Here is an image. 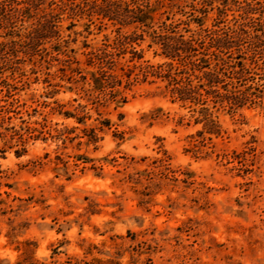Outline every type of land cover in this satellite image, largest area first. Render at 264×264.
Returning a JSON list of instances; mask_svg holds the SVG:
<instances>
[{
    "label": "rangeland",
    "instance_id": "rangeland-1",
    "mask_svg": "<svg viewBox=\"0 0 264 264\" xmlns=\"http://www.w3.org/2000/svg\"><path fill=\"white\" fill-rule=\"evenodd\" d=\"M107 1L147 4L153 28L185 37L229 30L219 55L247 68L255 102L174 97L144 74L167 60L146 34L140 58L116 56L126 101L87 96L91 52L135 25L102 14ZM35 3L0 10V264H264V0ZM42 14L56 26L33 31Z\"/></svg>",
    "mask_w": 264,
    "mask_h": 264
},
{
    "label": "trees",
    "instance_id": "trees-1",
    "mask_svg": "<svg viewBox=\"0 0 264 264\" xmlns=\"http://www.w3.org/2000/svg\"><path fill=\"white\" fill-rule=\"evenodd\" d=\"M106 3L103 8L101 7L102 14L115 19L121 26L135 25L134 29L128 33L121 31L120 26H118L112 43H105L104 47L91 52L90 64L95 69H90L80 75V80L87 85V87L81 85L80 88L87 96L97 98L99 95H103L104 101L110 100L116 104H122L126 101L122 90L116 87L121 82L120 76L114 71L117 64L116 56L124 53L128 44L130 45L128 50L131 53L130 60L135 57L140 58L141 52L137 51L131 43L137 42L138 44L144 40L146 34L150 37L148 45H157L159 48L157 53L167 60L156 65L147 64L144 74L150 73L166 80V87L174 97L200 104L206 103L208 97H211L214 102L226 103L230 108L239 107L246 101L255 102L251 92H248L251 86L240 87L243 84L242 81L246 80L243 73L247 71V68L240 62L238 68L235 69L233 64H229L219 55V52L236 42L234 35H231L229 30L224 31L222 35H209L207 41L185 37L172 24L162 22L159 25L160 30L153 28V9L147 4L144 6L138 4L135 7L126 6L121 10L119 3L116 1H107ZM36 4L35 0H0V10L9 7L10 13L3 16V19L8 21V18L13 16H32L36 14L31 13L32 9H38ZM51 18H53L51 15L48 18L46 14L38 15L33 31L44 26L55 27L56 23ZM138 28L140 29L139 32H137ZM254 37L261 40L258 35ZM254 43V41L249 40L247 45L253 47L254 50L256 45ZM235 44L237 49L242 46V43L239 42ZM239 56L243 57L242 55ZM211 59L214 60L213 64L210 61ZM225 65H230L232 69L226 72ZM224 77H228L229 80L224 81ZM219 84H221L220 87L223 91L220 90ZM259 90L261 91V89ZM202 109L205 117H207V107L202 106ZM78 120L83 122L81 118H78ZM99 123L108 125L109 120L100 119ZM128 176L131 175L128 174Z\"/></svg>",
    "mask_w": 264,
    "mask_h": 264
}]
</instances>
